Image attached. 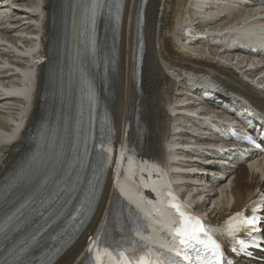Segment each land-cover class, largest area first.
Listing matches in <instances>:
<instances>
[{
    "label": "bare ground",
    "instance_id": "bare-ground-1",
    "mask_svg": "<svg viewBox=\"0 0 264 264\" xmlns=\"http://www.w3.org/2000/svg\"><path fill=\"white\" fill-rule=\"evenodd\" d=\"M61 0H24V4L36 6L44 3V16L21 13L36 23H43L41 43L30 45L29 53L38 52L45 56L54 40V22L56 12ZM119 17H98L95 24V47H93L92 25L90 30L82 35V0H68L66 13V29L64 31L65 54L62 62V83L59 85L60 106L68 107V113L55 117L53 123L54 144L51 149L53 160L59 156L61 163L65 161V175L73 160L74 141L72 129L78 119H86L88 112L77 103L78 88L85 89L87 95L88 85L93 86L97 97V104L101 115L110 118L116 130L123 137L126 122L130 121L132 139L138 153L145 158L164 160L169 155V161L176 167V181L190 182L188 194L190 201L195 202L197 210L205 214L212 222H220L232 212L239 211L260 192L264 193V160L253 166H238L236 172L230 177L232 181L219 183L218 188H209L202 182V175L208 167H200L199 174H190L194 164L183 159V152L179 149L184 146L180 140H188L189 135L185 127V118L174 117V112L181 108L176 106L183 96H189L188 74H195L202 78L209 75L210 79L224 89L225 92H234L245 96L251 104L264 112V89H258L251 80L258 74L248 72L246 78L236 72L231 59V50L220 54L214 47L196 43H180L176 37L177 28L187 23L197 22L195 26L221 27L229 26L238 29L239 20L243 11H235L232 5L226 8L212 5L213 0H146L141 6V0H119ZM145 3V2H144ZM143 10V21L137 24L139 10ZM251 11V10H250ZM36 12V11H34ZM115 12V6H113ZM225 12L227 19L218 21L215 14ZM203 18L202 21L199 18ZM213 18V19H210ZM210 19V20H209ZM238 20L235 24L234 22ZM20 31L28 29L37 31L34 26L22 23ZM225 28H220L224 31ZM244 29L242 28L241 31ZM29 32H26L27 34ZM6 33L0 35V190L17 176L20 163L28 154L31 144L30 137L33 130L40 128L50 116L47 110L48 102L41 99L46 83L47 72L45 65H39L33 70L25 72V80H31L33 72L36 73V89L34 100L26 104L19 97L22 95L19 82L8 78L13 70L9 65L19 66L20 59L11 49L3 44L15 45V40H9ZM141 44V75L139 81L133 79L134 62L137 55L138 44ZM127 55V66L124 59ZM243 62H250L254 56L242 54ZM22 67L29 68L30 63L24 60ZM126 64V63H125ZM264 67V63H263ZM133 70V74H132ZM263 79H258L259 84ZM18 82V83H17ZM17 84V86H16ZM16 86V87H11ZM3 87V88H1ZM11 87V88H9ZM2 89V91H1ZM11 90L8 94L5 92ZM46 95V94H45ZM175 105V110H171ZM24 119L26 122L24 124ZM15 126H23L19 138L13 141ZM178 130V131H177ZM178 132V133H177ZM119 134L117 135V138ZM85 176L80 181L79 188L89 186L91 176ZM65 175L57 172L51 177L52 183H61ZM30 182L10 188L11 192L5 196L0 193V202L7 204L9 196L23 191L24 186ZM203 185V186H202ZM195 193V195H194ZM113 190L110 189V179L101 183L100 193L83 207V223L75 231H65L69 222V213L80 206L79 200L68 204L65 211L55 218L52 227L44 233L49 247L35 250L37 257H52V264H84L83 256L86 240L95 237L105 220L110 207ZM206 201L199 204L202 197ZM84 200V193L80 194ZM1 210V209H0ZM48 227V226H47ZM46 227V228H47ZM54 236L55 239H51ZM20 238H23L22 236ZM54 246V247H52ZM59 249V252L56 250ZM236 264H255L246 260H239Z\"/></svg>",
    "mask_w": 264,
    "mask_h": 264
},
{
    "label": "snow or ice",
    "instance_id": "snow-or-ice-1",
    "mask_svg": "<svg viewBox=\"0 0 264 264\" xmlns=\"http://www.w3.org/2000/svg\"><path fill=\"white\" fill-rule=\"evenodd\" d=\"M119 10V0H82V25L86 27L91 23L93 47H95L94 33L97 18L107 15L118 19ZM81 34H84L83 30ZM88 91L92 94L89 104L91 125L96 106L91 84L88 85ZM105 139L102 133L97 152L101 169L106 162H112V149L104 143ZM248 143L253 141L249 139ZM126 151L127 148L124 146L121 154L115 159L117 169L115 191L100 231L88 246L87 264H221L222 261L231 264L222 251V243L214 238L217 230L202 222L179 201L171 191L165 174L157 170L155 173L157 179L153 180L152 169L156 166L149 165L147 161L137 162L134 156L124 155ZM84 153H88L86 139ZM67 163L69 162L65 161L62 164L57 156L49 166L43 158L37 160L34 157L6 186L8 190L24 182L34 181L37 185L34 191H30L22 199L23 202L0 215V249L7 253L0 258V264H52L51 256L41 258L34 254L35 250L49 247L44 233L52 227L49 221L53 219L54 214L48 212L45 205L58 203L63 209L74 200H79L80 207H76L75 211L84 215L82 212L84 200L80 198L84 189L79 188L80 177L75 167H73L75 181L69 175L66 180H62L65 186L62 187L60 183H56L54 188L51 186L54 183L51 177L56 174L57 165H60V173L63 176ZM80 167L83 168L82 161ZM87 183L88 196L95 199L97 185L100 183L99 177L96 184H92L91 181ZM145 188L151 189L155 194V200L143 195ZM38 196L39 203H37ZM261 200H264V196ZM61 201L63 203H60ZM256 211L257 209L253 208V215L250 217L244 212H237L225 222V229L221 232V237H226L223 242L240 245L239 248L233 246L231 248L233 252H245L247 247L243 240L237 238L238 233L246 232L251 236L252 233L260 232L258 225L264 222V217L256 215ZM46 212H48L47 216H45ZM34 214L42 217L43 223L35 219ZM17 233L23 238L17 237L13 240V235ZM50 238L55 239L54 236ZM258 239L259 237H252L253 243L255 244ZM56 251L59 252V249Z\"/></svg>",
    "mask_w": 264,
    "mask_h": 264
},
{
    "label": "rangeland",
    "instance_id": "rangeland-1",
    "mask_svg": "<svg viewBox=\"0 0 264 264\" xmlns=\"http://www.w3.org/2000/svg\"><path fill=\"white\" fill-rule=\"evenodd\" d=\"M127 60H128V58H127V55L125 56V59H124V66L126 65L127 66ZM126 63V64H125ZM132 74H133V70H132Z\"/></svg>",
    "mask_w": 264,
    "mask_h": 264
}]
</instances>
